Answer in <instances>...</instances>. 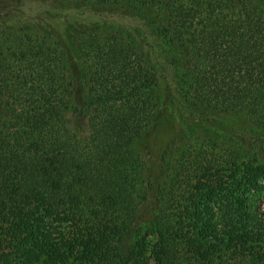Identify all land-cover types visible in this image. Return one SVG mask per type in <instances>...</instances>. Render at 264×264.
<instances>
[{
	"label": "trees",
	"instance_id": "16d2710c",
	"mask_svg": "<svg viewBox=\"0 0 264 264\" xmlns=\"http://www.w3.org/2000/svg\"><path fill=\"white\" fill-rule=\"evenodd\" d=\"M72 2L140 19L175 88L141 30L0 23V264H264V0Z\"/></svg>",
	"mask_w": 264,
	"mask_h": 264
},
{
	"label": "rangeland",
	"instance_id": "374dc122",
	"mask_svg": "<svg viewBox=\"0 0 264 264\" xmlns=\"http://www.w3.org/2000/svg\"><path fill=\"white\" fill-rule=\"evenodd\" d=\"M145 15V14H144ZM138 16V15H137ZM0 23L10 26H24L26 28L38 27V25H48L50 29H56L63 37L67 35L68 26H93L96 24H106L118 27L131 34L133 29L141 30L145 40L140 43L142 54L148 62L155 66L161 76V83L164 87L175 88L173 81V71L168 66L166 54L158 45V41L153 36L151 29L140 19L122 15H112L108 13H96L91 8L76 5L72 0H0ZM180 101V100H178ZM177 109H180L177 103ZM192 116H185L186 120L182 125L187 135L207 134L221 135L223 130L235 133L233 140L239 138L241 133V120L231 115H216L204 109H192ZM179 124V123H177ZM183 124V123H182ZM228 134L224 132V136ZM155 135V134H154ZM150 134L148 139L155 142V136ZM174 131L163 134L158 143V149L164 150L169 141L173 138ZM227 138H232L226 135ZM150 140V141H151Z\"/></svg>",
	"mask_w": 264,
	"mask_h": 264
}]
</instances>
